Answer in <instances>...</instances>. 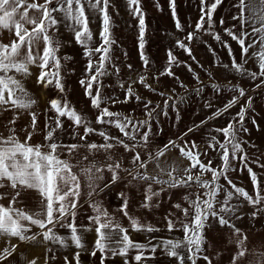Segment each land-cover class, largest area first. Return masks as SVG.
Here are the masks:
<instances>
[{
    "label": "snow or ice",
    "instance_id": "snow-or-ice-1",
    "mask_svg": "<svg viewBox=\"0 0 264 264\" xmlns=\"http://www.w3.org/2000/svg\"><path fill=\"white\" fill-rule=\"evenodd\" d=\"M154 3L157 9L162 11L159 0H154ZM222 3L223 0H200L201 15L194 28L183 37L175 39L174 47L167 50L163 70L158 74L154 73L151 79L159 81L161 77L168 76L186 88L174 70L183 67L192 73L193 79L203 85L191 63L179 60L174 53V49L182 50L192 62L207 72L194 55L191 47L193 42L203 44L215 60H220V57L211 44L197 35L199 33L210 36L222 48L227 49L230 62L223 64L221 61V66L253 81L260 80L261 84H264V79H261L264 78V0H237V3L232 5L239 9L232 19L240 21L241 32H235L236 25H233L224 28L223 33L238 43L241 50L239 61L229 42L222 39L215 29L213 16ZM126 4L138 22L137 46L144 70L141 72L132 64L126 65L136 78L130 76L128 80L120 81L119 87L124 90V98L120 100L113 99L103 92V78L111 74L119 75L121 72L120 66L115 63L118 58L113 56V45L117 44V41L113 35L115 24L110 12L112 0H0V114L12 113L11 119L7 121V134L0 133V239L6 241L5 246L0 247V264L4 261L11 264L9 258L13 257L19 247L18 244L11 243L12 238L34 246H45L46 253H52V260L56 259V248L49 245L62 249L74 247L77 251L73 259L76 264H81L82 253L89 251L85 234L92 232L95 233V241L90 255L96 257L99 252L100 264H105V260L115 257H121L124 264H130L129 254L132 252H135L132 260L140 264L142 260L155 259L157 249L169 259H175L177 264H197L201 259L205 264H213V255L219 253L207 254L213 245L206 231L210 230L213 224L227 227L232 236L239 237L236 240L237 252L233 254L230 264H236L237 259L247 254V236L235 225L236 220L243 218L239 214L242 212L239 201L242 200L253 207V211L247 214L250 219L255 220L264 214V182L260 181L258 174L249 167L250 163H255L264 169V163H261L259 158L252 159L243 147L248 143L242 135L249 132L245 119L251 109V98L241 105L240 110L225 127L208 130L205 144L218 158L215 167L208 151L200 152V145L195 140L184 138L207 124L209 120L228 113L245 97L246 90L243 87L232 85L226 89L236 94L209 117L180 134L178 140L183 141V144L169 140L162 148L148 151L149 144L160 133V129H154L153 126L156 118L161 114L167 116V110H175L177 102H183L184 97H178L177 101H174L173 96L158 92L148 83V72L152 70L150 65L153 62L144 51L146 13L141 6V0H126ZM169 6L177 32H184V26L176 12V0H169ZM89 12L98 13L101 18L99 44H96L90 28L92 19ZM62 23L70 29V35L82 49L86 60L84 76L78 82L84 89L85 97L90 100L91 107L96 110L94 121L86 113L77 110L67 97L65 78L74 69L66 68L73 57L61 55V50L66 44L62 38L63 34L60 33ZM224 23V20L220 21L221 25ZM245 24L252 26V33L244 31ZM257 24L260 27H256ZM5 32L9 37L8 42L4 40ZM252 34H258L260 48L249 55V50L255 48L257 43L253 40L246 45V38ZM251 59L256 60L258 71H250L245 67ZM33 68L39 70L36 84L58 93L48 100L47 107L43 110L42 128L39 126V101L26 86V81L33 75ZM135 85L165 97L163 107L160 104L153 105L151 100L142 99ZM212 90L218 92L219 86L213 84ZM172 91L175 92V89ZM196 91H202V87ZM133 101L143 104L145 119L140 120L131 114L111 111L108 106ZM205 107L212 108L213 105L209 102ZM25 114L30 117L29 124L16 128L17 121ZM66 122H70L73 139L78 138L85 143L61 142L60 133L67 131ZM94 124L102 127H94ZM111 128L116 129L119 135L112 134ZM20 132L24 133L23 138ZM37 132H43L42 141L39 143L33 142ZM91 135L98 136L103 143L88 142ZM219 135L223 136V140L219 139ZM117 147L124 149L118 156L112 152V149ZM81 148H86L89 155L106 153L107 162L98 165L93 160L88 166L80 168L79 174L74 172L73 169L79 168L81 163H72L74 153ZM172 148H178L180 154L190 162L188 167L178 169L172 165L167 168L161 166L160 157ZM137 149L143 150L146 158ZM125 153H131L130 168L124 167ZM202 156L208 157L206 163L201 159ZM82 159L87 160L88 156H83ZM237 162L249 173L254 194H250L244 187L237 186L231 178V174L238 171ZM149 164L155 165V174L148 171ZM105 171L111 173V178L110 182L101 187L97 181L104 180ZM121 173L131 177L127 182L129 186L142 187L143 199L139 208L147 212L161 207L162 194L172 189H188L181 197L183 203L172 204L171 207L176 211H168L164 216L168 232H183V238L163 239L156 244L151 241H134L130 231L152 233L160 229L151 223L142 222L138 216L128 211L130 196L127 192L118 193L122 203L116 211L122 213L129 221L130 227H125L120 219L109 213L102 201L92 200L93 196H99L106 189H110L112 184L123 179ZM81 175L85 177V186L88 189V199L84 202L88 203L94 212V215L87 217L86 223L77 220L80 208L83 207ZM206 175H210V178L205 179ZM222 180L224 183H221ZM29 191L39 196L38 208L35 210L19 206L20 198ZM5 199L8 200L7 205L2 203ZM177 212L180 215H177ZM34 227L38 231H33ZM60 229H67L68 235L61 234ZM146 252L151 255L146 256ZM261 256H264V253ZM48 261L49 257L46 255L45 264H48ZM27 264H37V260L34 258L27 261ZM64 264H71L67 256L64 257ZM255 264H264V260H257Z\"/></svg>",
    "mask_w": 264,
    "mask_h": 264
},
{
    "label": "rangeland",
    "instance_id": "rangeland-1",
    "mask_svg": "<svg viewBox=\"0 0 264 264\" xmlns=\"http://www.w3.org/2000/svg\"><path fill=\"white\" fill-rule=\"evenodd\" d=\"M209 2H211V0H209ZM236 3L237 0H223V3L218 6L214 13L213 19L215 21L216 31L221 34L222 39L229 42L235 52L237 61H239L241 50L238 43L232 41L230 37L223 33L224 28H229L233 25H236L234 28L235 32H241L239 26L240 21L232 19L233 15L239 12L238 8L232 7V5ZM159 5L162 8V11L157 9L154 0H141V6L146 13V44L144 51L153 62L150 65L152 70L148 72V83L156 88L158 92H165L166 95L173 96L174 101H177L178 97H184V100L183 102H177L175 110L169 108L167 110V116L161 114L156 118L153 126L154 129H160V133L153 138L148 146V151H155L157 148H162L169 140H174L183 144V141L178 140L180 134L185 132L188 127H191L194 124H199L201 120L209 117L217 108L222 107L224 103L236 94L227 91L226 89L230 88L232 85H236L237 87H243L246 90L245 97L241 98L239 103L231 108L228 113H225L216 119L209 120L207 124L203 125L194 133H189L184 139L195 140L200 145V152L208 151L209 157L213 159V166L215 167L216 163H218V158L211 149H207L205 144L208 130L225 127L232 117L240 110L241 105H244L245 102L251 98V109L247 112L245 119V126L249 129V132L242 135V138L246 139L248 143L243 145V147L252 159L259 158L260 162L264 163V84H261L260 80L253 81L247 76H240L238 73L221 66V61L223 64H229L230 62L227 49L222 48L210 36L199 33L197 34L202 40L207 41L214 49H216L220 60H215L203 44L193 42L191 45L196 59L200 61L204 66V69L208 70L207 72L198 67L196 63L192 62L182 50L174 49V53L179 60L191 63L192 68L199 74L200 80L203 81V85H201L199 81L193 79L192 73H189L187 69L183 67L174 70L176 75L180 77V80L183 81L186 88L181 87L175 80L168 76L161 77L159 81L151 79L154 73L158 74L159 71L163 70L165 61L167 60V50L174 47L175 39L183 37L188 31H192L201 15L200 0H176V12L185 29L184 32H177L173 22L169 0H159ZM110 12L112 13L115 24L113 35L117 41V44L113 45V56L114 58H118L115 59V63L120 66L121 72L119 75L111 74L103 78V92L105 95L110 96L113 99L122 100L124 98V90L119 87L120 81L128 80L130 76L133 79L136 78L133 73L129 72L126 65L132 64L135 69L141 72L144 70L137 46L138 22L129 12L126 0H112V8L110 9ZM89 15L92 19L90 28L93 31L94 40L96 44H99L101 27L100 15L94 12H89ZM221 20L225 21L223 25L220 24ZM246 25L247 24L244 26V31L249 32ZM60 33L63 34L62 38L66 41L65 47L61 50V55H71L73 57V60L66 65V68L74 69V71L69 72L65 78L67 97L77 110L86 113L94 121L96 110L91 107L90 100L85 97L84 89L78 82L79 79L84 76L86 64V60L82 55V49L76 45L74 39L70 35V29H68L63 23L60 25ZM257 38L258 36H248L245 41L246 45L253 40H256L257 43L255 49L258 50L260 44L258 42L259 38ZM185 42L187 43V41ZM254 51L250 49L249 55ZM253 60L254 59L249 60L245 67L250 71H258V65L255 67L252 66ZM109 71L111 72V68ZM213 84L219 86L218 92L212 90ZM258 84H260L259 87L257 86ZM134 87L137 88L142 99L151 100L153 105L160 104L161 107H163L165 97L154 94L140 85H135ZM201 87L202 91L197 92L196 89ZM173 88L175 89V92L172 91ZM57 95L58 93L55 90L51 88L48 89V100ZM209 102L212 103V108L205 107V104ZM108 106L111 111L123 112L125 115L131 114L136 119L143 120L146 118L143 114V104L137 101L128 104H109ZM50 115H52V113H50ZM253 119L255 120V123H253ZM94 127L100 128L102 126L94 124ZM65 128L67 131L60 133L62 143H85V141H80L78 138L73 139L70 122L65 123ZM111 131L112 134L119 135L116 129L111 128ZM219 139L223 140V136L219 135ZM88 142H96L99 144L103 143V140L96 135H91ZM137 150L141 151L142 155H145L146 158V154L143 150ZM112 152L118 156L120 153L124 152V149L122 147H117L112 149ZM86 155L88 156V159L83 160V156ZM125 156L124 167H132L130 163L131 153H125ZM201 159L206 163L208 157L202 156ZM93 160H95L98 165L107 162L106 153L98 152L95 155H89L86 148L79 149L77 153H74L72 163H76L77 161H80L81 163L79 168H74L73 171L79 174L80 168L88 166ZM189 163L190 162L180 154L178 148H172L171 150L166 151L164 156L160 157V164L165 168L172 165L178 169H183L188 167ZM249 167L258 174V179L264 182V169L259 168L255 163H250ZM237 168L238 171L232 173L231 178L235 181L237 186L244 187L250 194H254L253 184L249 173L238 162ZM154 169L155 165L149 164L148 171L151 174H155ZM180 174L182 175L183 173L181 172ZM103 176L104 180L97 181L101 187H103L105 183L110 182L111 173L105 171ZM121 176L123 179L112 184L110 189H106L104 192L100 193L99 196H93L92 200L102 201L104 207L109 213L120 219L125 227H130L129 221L123 217L122 213L116 211L122 203L118 193L122 191L127 192L130 196V206L128 211L132 215L138 216L142 222L151 223L154 227L160 229V231H158L160 233L165 231L168 232L164 216L168 211H176L171 207L172 204L176 202L183 203L181 197L188 191V189H172L170 192L162 194L161 207L153 209L152 212H147L139 208V203L143 199L141 194L142 187L129 186L127 182L131 180V177L127 176L125 173H121ZM204 178H210V175H206ZM80 180L83 192L81 197L83 207L80 208V214L77 220L78 222L86 223L87 217L94 215V212L89 207L88 203L84 202L88 199L86 195L88 189L85 186V177L81 175ZM135 183L136 182H133V184ZM221 183H224V181L222 180ZM239 203H241L242 207V212L239 214L242 215L243 218L236 220L235 225L237 228L242 229L246 234L247 240L245 241V245L248 251L245 257L237 259L236 264H255L257 260H264V256H261V254L264 253V214H261L259 218L252 220L247 214H250L253 211V207L242 200L239 201ZM176 214L180 215L179 212ZM60 230L68 233L67 229ZM35 231H38V229ZM206 231L207 236L213 245L211 251L207 254L213 255L214 253H219V255H213V264H230L233 254L237 252L236 240L239 237L232 236L231 231L227 227L222 228L218 224H213V227ZM171 233L175 234L176 238H183V232L173 231ZM229 237H231V241H229ZM5 244L6 243H0V247L5 246ZM12 244L19 245L17 250H29L30 243L12 242ZM13 255H15V253ZM10 261L11 264H19V262H22V259ZM3 264H9V261H4ZM48 264L60 263L56 259H51L50 263L48 261Z\"/></svg>",
    "mask_w": 264,
    "mask_h": 264
},
{
    "label": "crops",
    "instance_id": "crops-1",
    "mask_svg": "<svg viewBox=\"0 0 264 264\" xmlns=\"http://www.w3.org/2000/svg\"><path fill=\"white\" fill-rule=\"evenodd\" d=\"M246 26L249 29L248 33H252V26L250 24H247ZM256 27H260V25L257 24ZM252 35L255 37L258 36V34H252ZM252 35H249V36H252ZM8 39H9L8 34L7 32H5V35H4L5 42H8ZM251 50L257 51V49L255 48H252ZM256 65H257L256 60L254 59L252 66L255 67ZM32 72H33V75L26 81V86L36 96V98L39 101L38 107L41 110L39 126L42 128L44 125L43 110L47 107V104H48V89H44L41 85L36 84V75L38 74L39 70L36 68H33ZM11 117H12L11 112L0 114V133L7 134V121L10 120ZM29 121H30V117L27 114L22 115L20 119L17 121V124L15 125V127L18 129L26 127L29 124ZM20 136L21 138H23L24 133L20 132ZM42 138H43V132H37L35 136L33 137V142L39 143L42 141ZM38 200H39V196L35 192L29 191L22 195V197L20 198L19 206L30 209V210H35L38 208ZM2 203L7 205L8 200L5 199ZM35 230L36 228L34 227L33 231ZM59 231L63 235H68V233H66L65 231H61V230ZM129 234L134 241H137L140 243H149V241H151V243L156 244L157 242L163 239L176 238L175 234L169 233L167 231L162 232V233L160 232L143 233V232L130 231ZM85 241L87 243L89 251L82 253L81 264H100V253L99 252H97L96 257H92L90 255L91 248L95 241V233L94 232L86 233ZM12 242L20 243L16 238H12L11 243ZM0 243H6V241L4 239H0ZM49 247L56 248V260L60 264H64L65 256L68 257L69 261H71V264H76L75 260L73 259V255L75 251L77 250L74 247H69L67 249H62L54 245H49ZM51 254L52 253H46V248L43 245L34 246L30 244L29 250L28 249L27 250L26 249L17 250L15 252V255H13V257H10L9 259L18 260V257H19L22 259V262H19V264H27V261H30L35 258L37 260V264H45V256L47 255L49 257V263H50ZM134 255H135V252H132L129 254L130 264H136V262L132 260V257ZM145 255L147 256L151 254L146 252ZM154 255L156 257L155 259H149L147 261L142 260L140 264H177V261L175 259H169L167 256H165L162 253L160 249H157ZM105 264H124V261H123V258L121 257H115V258L105 260ZM197 264H205V261L202 259L198 260Z\"/></svg>",
    "mask_w": 264,
    "mask_h": 264
}]
</instances>
